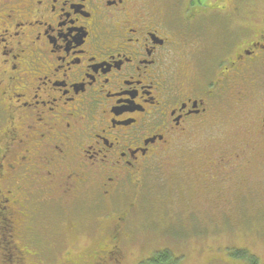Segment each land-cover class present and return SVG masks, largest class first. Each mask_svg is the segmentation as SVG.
<instances>
[{"label": "flooded vegetation", "instance_id": "af4514ba", "mask_svg": "<svg viewBox=\"0 0 264 264\" xmlns=\"http://www.w3.org/2000/svg\"><path fill=\"white\" fill-rule=\"evenodd\" d=\"M206 1L0 0V239L10 263L25 264L17 240L46 203L88 197L114 221L107 256L124 262L123 199L136 201L162 153L194 151L184 141L192 127L214 135L235 121L229 141L212 143L236 151L206 156L199 187H215L222 166L264 180V7H219L228 19L214 25L227 33L208 39Z\"/></svg>", "mask_w": 264, "mask_h": 264}, {"label": "rangeland", "instance_id": "374dc122", "mask_svg": "<svg viewBox=\"0 0 264 264\" xmlns=\"http://www.w3.org/2000/svg\"><path fill=\"white\" fill-rule=\"evenodd\" d=\"M236 2L244 5V12L248 3L264 7L263 0L206 1L214 9L199 22H203L200 32L205 38L212 39L219 30L227 33L223 25H214V21L223 22L227 18L217 13L219 7L233 6ZM234 122H225L221 127L225 129L223 133L214 135L192 127L184 141L194 151L182 149L187 146L162 153L151 164L136 201L130 204L131 193L123 199L120 208L131 209L126 227L122 228L120 247L125 259L121 264H139L164 248L179 255L181 264H251L244 254L264 264L261 174L249 178L233 169L225 171L222 166L221 170L217 167L222 179L216 181L215 187L203 188L195 183L200 179L196 170L200 171L198 166L202 167L206 156L230 157L236 151L229 145L218 148L212 143L219 138L229 141V126ZM193 170L191 176L185 173ZM88 198L68 205L46 203V208L29 220L27 241L17 240L20 248L27 249L25 264H91L93 257L99 264H115L106 254L112 246L113 218L106 217L101 209L91 205L93 198ZM7 243L0 239V264H14L6 256Z\"/></svg>", "mask_w": 264, "mask_h": 264}, {"label": "trees", "instance_id": "16d2710c", "mask_svg": "<svg viewBox=\"0 0 264 264\" xmlns=\"http://www.w3.org/2000/svg\"><path fill=\"white\" fill-rule=\"evenodd\" d=\"M236 253L239 255L238 251ZM244 257L251 264H255V259H249L246 254H244ZM139 264H181V261L179 255L168 248H164L156 250L147 257L143 258Z\"/></svg>", "mask_w": 264, "mask_h": 264}]
</instances>
